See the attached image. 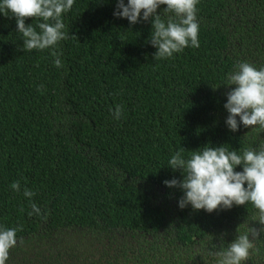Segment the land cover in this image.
<instances>
[{"label":"trees","instance_id":"16d2710c","mask_svg":"<svg viewBox=\"0 0 264 264\" xmlns=\"http://www.w3.org/2000/svg\"><path fill=\"white\" fill-rule=\"evenodd\" d=\"M116 4L74 0L59 68L53 49L22 51L15 18L0 13V228L22 227L6 264H216L241 234L246 264H264L251 203L181 209L182 191L163 183L182 180L168 167L178 151L264 149V130L232 132L224 108L237 65L264 67V0H199L200 46L160 60L151 21L130 25Z\"/></svg>","mask_w":264,"mask_h":264},{"label":"clouds","instance_id":"9594fccd","mask_svg":"<svg viewBox=\"0 0 264 264\" xmlns=\"http://www.w3.org/2000/svg\"><path fill=\"white\" fill-rule=\"evenodd\" d=\"M73 4L74 0H2L0 13L15 18L17 32L23 38L22 51L53 49L54 64L59 68L63 65L55 49L59 42L68 38L62 16ZM198 4L199 0H128L127 4L117 0L113 15L127 19L130 25L141 20L151 21L148 42L157 49L154 59H168L186 47L200 46ZM162 5L166 6L165 12L173 14L167 21L161 19L158 12ZM29 18L42 22L33 27L32 23H25ZM224 86L230 88L224 104L228 112L226 126L232 132L238 131L241 124L245 128L264 130V67L257 69L250 63L241 62L237 70L227 76ZM113 115L120 118V106ZM182 152H176L168 161V167L174 172L180 171L182 180L173 178L163 182L169 188L182 191L183 196L178 201L181 209L191 205L193 210L212 213L251 203L258 210L257 221L264 225V149H245L238 154L222 146H206L202 151H193L188 158H184ZM237 166H241L242 171H236ZM10 187L14 192L21 190L19 181ZM23 195L30 199L35 193L25 188ZM31 209L29 216L41 214L35 203L31 204ZM20 230L22 227L0 228V264H6L9 259ZM251 235H258L257 230L253 229ZM252 248L250 235L241 234L227 249L215 253L216 264H246Z\"/></svg>","mask_w":264,"mask_h":264}]
</instances>
